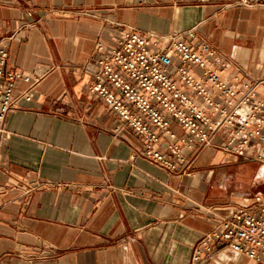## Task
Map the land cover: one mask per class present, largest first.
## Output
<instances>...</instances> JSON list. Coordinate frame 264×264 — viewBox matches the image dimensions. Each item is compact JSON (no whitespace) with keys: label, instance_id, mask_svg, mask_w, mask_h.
<instances>
[{"label":"crops","instance_id":"crops-1","mask_svg":"<svg viewBox=\"0 0 264 264\" xmlns=\"http://www.w3.org/2000/svg\"><path fill=\"white\" fill-rule=\"evenodd\" d=\"M237 1L0 0L6 65L39 79L8 115L0 148V264H190L202 236L264 198L259 149L243 160L216 137L191 176L164 171L86 90L95 42L133 32L161 42L193 29L225 62L224 77L258 81L264 97V6ZM201 257L257 264L221 246Z\"/></svg>","mask_w":264,"mask_h":264},{"label":"built area","instance_id":"built-area-1","mask_svg":"<svg viewBox=\"0 0 264 264\" xmlns=\"http://www.w3.org/2000/svg\"><path fill=\"white\" fill-rule=\"evenodd\" d=\"M238 6H264V0H238ZM97 67L87 86L143 142L140 155L164 171L191 176L192 164L220 137L219 150L248 160L252 149L264 161V97H256L255 80L224 77L225 62L190 29L180 37L154 40L137 32L110 45L95 42ZM8 51L0 44V148L5 145L8 115L30 102L38 78L6 65ZM261 82V81H260ZM20 84L24 88L18 90ZM184 131L177 135L173 126ZM185 149V150H184ZM235 209L210 234L202 236L190 264H204L203 252L227 247L264 264V198Z\"/></svg>","mask_w":264,"mask_h":264},{"label":"bare ground","instance_id":"bare-ground-1","mask_svg":"<svg viewBox=\"0 0 264 264\" xmlns=\"http://www.w3.org/2000/svg\"><path fill=\"white\" fill-rule=\"evenodd\" d=\"M259 171H260L259 172L260 175H264V167H262Z\"/></svg>","mask_w":264,"mask_h":264}]
</instances>
